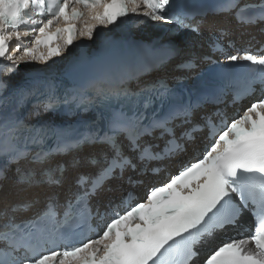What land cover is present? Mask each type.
Listing matches in <instances>:
<instances>
[{
    "label": "snow or ice",
    "instance_id": "obj_1",
    "mask_svg": "<svg viewBox=\"0 0 264 264\" xmlns=\"http://www.w3.org/2000/svg\"><path fill=\"white\" fill-rule=\"evenodd\" d=\"M209 12L264 36V0H217L196 9L182 0H0V76L22 62L46 63L74 41L91 39L100 27L130 15L198 31L199 22L186 21ZM249 36L246 46L220 50L223 61H213L223 81L212 90L214 102L224 103L230 90V104L240 107L231 115L217 107L180 136L175 122L190 124L197 105L177 102L162 81L131 92L98 78L64 97L51 84L44 92L36 85L17 89L12 113L29 100L36 115L61 105L69 113L73 105L97 108L101 100L115 99L117 106L97 108L96 118L82 128L28 126L15 116L0 117V264H264V43L256 47L255 35ZM6 87L0 81V89ZM198 132L203 146L188 156ZM84 145L98 151L73 157L76 171L69 182L65 166L52 158ZM166 161L175 163L170 169L152 166ZM127 169L165 176L146 184L140 196L128 192L101 202L102 193L120 187L106 188L108 182L123 179ZM17 191L31 198L9 199ZM41 203L31 215H17ZM245 211L253 218L249 228L240 225ZM230 228L241 230L216 239Z\"/></svg>",
    "mask_w": 264,
    "mask_h": 264
},
{
    "label": "bare ground",
    "instance_id": "obj_2",
    "mask_svg": "<svg viewBox=\"0 0 264 264\" xmlns=\"http://www.w3.org/2000/svg\"><path fill=\"white\" fill-rule=\"evenodd\" d=\"M14 72H15V71L9 73V74H8L9 77L14 76ZM95 148H96V146H91V147H90V149H95ZM85 153H86L85 148H83V151H76L75 154H76L77 156H75V157L78 158V159H81V160H82L83 158H86ZM66 179H67V181H70V177H69V176H67ZM4 190H7V184L4 185ZM56 191H59V190H56ZM2 194H3V193L0 192V195H2ZM30 198H31V193H26V192H22V191L14 192V193H12V194L9 196V199H11V200H13V201H14V200H16V201H20V200H23V199H30ZM41 200H43V197H41ZM39 206H40V204H37V205L35 206V208H33V209L27 211L26 214L31 213L32 211H34V210H35L36 208H38Z\"/></svg>",
    "mask_w": 264,
    "mask_h": 264
},
{
    "label": "water",
    "instance_id": "obj_3",
    "mask_svg": "<svg viewBox=\"0 0 264 264\" xmlns=\"http://www.w3.org/2000/svg\"><path fill=\"white\" fill-rule=\"evenodd\" d=\"M117 34V33H116Z\"/></svg>",
    "mask_w": 264,
    "mask_h": 264
}]
</instances>
